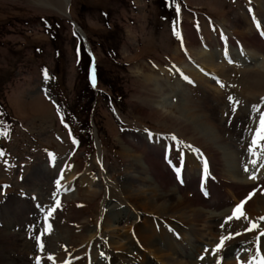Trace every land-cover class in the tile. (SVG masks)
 <instances>
[{
    "label": "rangeland",
    "instance_id": "rangeland-1",
    "mask_svg": "<svg viewBox=\"0 0 264 264\" xmlns=\"http://www.w3.org/2000/svg\"><path fill=\"white\" fill-rule=\"evenodd\" d=\"M65 1L68 5V0H0V264H32L34 257H46L49 252L56 253L53 258L58 261L74 259L65 264H88L92 259L95 264H109V260L111 264H162L146 247L145 235L138 233L139 229L152 236L154 245L169 255L173 253L175 258L179 254L184 260L197 261L208 248L211 250L208 256H213L215 242L221 237L220 225L212 232L217 238L207 233L203 239H197L191 223L171 221L174 226L184 224L181 238L185 241L176 250L177 255L168 250L172 247L168 244L175 247L180 240L175 237L160 240L157 235L164 231V226L159 233L154 232L163 220L171 218L152 214L151 205L144 200H156L162 194L156 181L162 182L166 192L178 186L174 171L164 160L170 143L173 145L170 153L175 155L171 157L172 163L178 162L184 168L182 192L210 214L214 212L210 208L213 204L218 207L213 214L231 207L234 210L233 204L255 192L257 195L248 201V206L259 198L260 209L258 206L252 209L250 220L234 219L225 232L234 234L244 222L249 228L251 221L257 228L247 234L262 232L264 181L253 185L232 183L227 188L230 181H222L220 171L224 157L238 161L241 169L252 160L249 151L252 144L246 147V143L253 135L251 130L258 125L256 118L264 111V39L253 34V27L254 21L260 19L264 31V0H70L69 17L65 15ZM246 16L256 18L247 20ZM216 21L226 22V29L238 28L248 33L252 48L241 50L248 53L247 61L240 55V49L230 47L231 60L222 63L217 60L211 72L207 71L205 85L209 93L205 95L211 108L204 109L201 105L200 110L203 107L204 116L211 120L218 137L217 152L207 153L180 146L171 139L169 125L152 116L146 102L142 103L147 95L141 82L143 77L159 76L165 69L170 74L171 86L184 84L177 72L180 65L174 58V53L184 52L183 34L191 40L203 37L210 45L208 48L218 55L227 45L218 47L216 36H211L212 28L209 33L201 31L199 35L200 29L206 30V25ZM71 22L80 28L84 40ZM93 66L95 87L90 78ZM221 67L223 76L215 75L214 71ZM197 82V86H184L181 90L188 102L199 104L204 92ZM171 95L160 93L166 101L181 94ZM229 97L233 99L230 101ZM220 127L224 128L222 132ZM156 133L159 135L154 145L149 142V134ZM179 146L186 156L181 160L177 155ZM133 147L144 150L153 165L156 181L146 173L140 152L134 153ZM254 151L262 153L259 160L264 161V150L256 147ZM197 152L206 157L203 159L210 170L212 167L215 170V175L211 170L205 182L208 197L197 191L196 176L188 178V167L195 168L196 162L188 160L187 166L188 162L184 163L188 153L198 160ZM97 158V165H93ZM138 165L142 166L141 171L136 170ZM199 170L193 173L198 175ZM132 178H137L133 186ZM78 189L82 193L80 202L76 198ZM86 190L96 195H85ZM135 190L141 193L136 199L128 198L125 191L133 194ZM112 192L114 196L108 197ZM117 214L128 221L126 218L119 223L110 221L119 230L118 237H114V229L106 225V220H113ZM31 215H35L32 221ZM147 215L161 218L149 225L152 220ZM142 224L145 226L141 227ZM240 235L235 238V247L226 246L228 250L221 258L224 263L231 264L245 254L249 236L245 232ZM41 241L45 246L42 253L38 244ZM190 246L199 247L195 258ZM48 258L43 264H53Z\"/></svg>",
    "mask_w": 264,
    "mask_h": 264
},
{
    "label": "bare ground",
    "instance_id": "bare-ground-1",
    "mask_svg": "<svg viewBox=\"0 0 264 264\" xmlns=\"http://www.w3.org/2000/svg\"><path fill=\"white\" fill-rule=\"evenodd\" d=\"M65 5H67V1H65ZM69 9V0H68V5L66 7V11H65V15L67 14V10ZM254 13V12H253ZM67 16V15H66ZM250 16H251V13H250ZM253 16V15H252ZM247 20L248 19V16H246ZM260 21V19H259ZM253 22V21H252ZM225 23L224 21L222 22H215L212 26H207L206 25V30L204 29H200L199 30V35L201 36V31H205V32H210L209 30L211 29L212 30V34L211 36L214 37L216 36V40H217V45L218 47L221 48L222 45L224 44H228L229 47L225 48V50L222 52H219V54L217 55V53L214 55L213 54V49L211 48H208V41H205V39L202 37V38H198L196 40H191L189 38H186L183 34V43H184V54H180L179 52V55L178 53H174V58H175V61L178 63L179 68H178V73L182 76V83L184 84H178L176 85L175 84V87L173 86L174 84H172V86L170 85V74L168 71H166L165 69H162L160 71V75H150V76H145L143 77V81L141 82L143 88L145 89L146 91V95H147V98L144 96L143 98V102H146L144 103L149 109H151V114L152 116L156 117V118H160L162 120L163 123L169 125V130L168 132H170V136L172 137L173 135H175L178 139V144L181 145H186L188 147V145H191L193 149H196V148H199V149H203L205 150L207 153H214V152H217V141H218V137L216 136V134L214 133L212 127H211V120L207 119L205 116H204V113H203V107H202V111L200 110L201 108V105L205 106L204 109H208V108H211L209 105V102L207 101L206 99V96L207 94L205 95V93H209L208 89H207V86L205 84H207V78H208V72H211L210 69L214 68L216 65H215V61L217 62V60H219L221 63L222 62H225V61H228V60H231V54H230V50L231 48H234V47H237L238 49H240V52L241 50L243 52H245L246 49H251L252 47L249 46V35L248 33L244 32L243 30H239L238 28H232L231 29H226L225 27ZM251 25V24H250ZM257 25H259V27H257ZM254 27L256 29H258L260 31V29L262 30L261 28V25L259 22L255 23L254 24ZM215 31V32H214ZM258 31V32H259ZM264 32V31H263ZM215 34V35H214ZM206 35V34H205ZM188 36V35H187ZM208 39V37H206ZM210 40V39H209ZM211 44V43H210ZM199 45V46H198ZM225 46V45H224ZM223 47V46H222ZM231 47V48H230ZM240 47V48H239ZM230 48V50H228ZM223 49V48H222ZM236 49V48H235ZM216 52V51H215ZM247 52V51H246ZM239 53V52H238ZM230 54V55H229ZM244 55L245 56V59L248 61L247 57L248 53H242L240 55ZM230 56V58H229ZM242 58V57H241ZM234 60V59H233ZM237 60V59H236ZM251 60V59H250ZM186 61H189L187 64H186ZM250 62V61H249ZM242 63V62H241ZM247 63V62H246ZM242 65V64H241ZM239 66V65H237ZM245 66V65H244ZM226 67V66H225ZM233 67V66H232ZM226 69V68H225ZM229 70V69H228ZM223 72H224V68L221 67V69L219 68L218 71H214V74L215 75H218V76H223ZM228 72V71H227ZM240 72V71H239ZM241 73V72H240ZM242 75V74H241ZM160 76H164L165 78L164 79H159ZM211 77V75H210ZM214 77V76H213ZM215 79V77H214ZM213 79V80H214ZM221 80V79H220ZM179 81V80H177ZM199 81V84L202 88V91L201 92H204V95L200 96V103L198 104V102L195 103V101H191V102H188V98L186 97L185 94H183V90H181L184 86H197L198 85V82ZM216 82V80H214ZM222 81V80H221ZM218 83V82H216ZM172 87H174L172 89ZM214 87V86H213ZM170 89V90H169ZM204 90V91H203ZM160 93H167V95H171V93H180L181 95L177 98L172 99H169V101L165 100V99H162L160 97ZM173 95V94H172ZM171 95V96H172ZM191 95V94H190ZM163 96V95H162ZM165 96V95H164ZM170 97V96H169ZM167 98V97H166ZM191 99V97H190ZM189 103V104H187ZM262 104V103H261ZM263 105V104H262ZM212 106V105H211ZM261 106V105H260ZM259 106V107H260ZM261 108V107H260ZM214 107L212 108L213 112H214ZM262 110V108H261ZM264 110V108H263ZM217 111V110H216ZM261 112V111H260ZM229 113V112H228ZM237 114V113H236ZM177 115V116H175ZM258 118H256L257 120ZM160 120V122H161ZM258 121V120H257ZM258 124V123H256ZM226 127V126H225ZM256 127V125H255ZM221 129V132L224 130V128L220 127ZM255 130V128H253ZM254 130H251L253 131V135H254ZM146 133V132H145ZM158 133L154 135L152 134H149V142L151 144H154L153 142H156L157 139H158ZM251 135V138L252 136ZM250 137V136H249ZM157 138V139H156ZM165 138V137H164ZM169 138V137H168ZM250 138V139H251ZM243 139V138H242ZM245 139V138H244ZM243 139V140H244ZM136 141V140H135ZM139 142V141H138ZM183 142V143H181ZM241 142V141H239ZM131 143V142H130ZM136 143V142H135ZM162 144V143H161ZM165 144V143H164ZM177 144V145H178ZM246 147H249L248 144H250V142L248 141L246 143ZM155 145V144H154ZM157 145V144H156ZM169 145H172V144H169ZM176 145V144H175ZM150 146V145H149ZM158 146V145H157ZM179 146V147H180ZM241 146H242V142H241ZM251 146V145H250ZM245 148V142H244V146ZM160 148V147H159ZM190 148V147H189ZM237 148V147H236ZM133 149V152L134 153H137V152H140V155H141V158H140V162L145 166V171L146 173L149 174V176L153 177L156 181V178L154 176L155 172H154V168H153V165L149 162V160L147 159V155L143 152L144 150L142 149L141 151L137 150L135 147L132 148ZM248 149V148H247ZM246 149V151H247ZM256 149V148H255ZM161 150V149H160ZM167 152H169V149L167 148L166 149ZM241 150H242V147H241ZM181 147L179 149V151H177V155H178V158L180 157H186L182 154L181 152ZM245 151V150H244ZM199 152V151H198ZM197 152V155L198 156V160H200V162L195 158V156L193 155H190L189 153L186 154L187 155V159L184 160L186 162H188V160L190 162H193L195 161L196 162V167H190L189 165V175H188V178H190L192 180V178L196 176L197 178V175H195L193 173V170L195 169H200L201 170V175L203 177L207 176L208 175V170H209V165L207 164V166L205 167V160L203 158H206V157H203L201 158V154L199 155V153ZM203 152V151H202ZM201 152V153H202ZM258 152H260L258 150ZM186 153V152H184ZM250 154V152H248ZM204 154V153H202ZM248 154V155H249ZM262 154V153H261ZM261 154H258L256 152L255 155H253L252 153V160L244 166L248 168V173L246 174V172L244 171V169H241L242 167H240V163L238 161H235V160H231L227 157H224V160H222V163H224V166H222V170L220 171V176L222 178V181H224L223 179H226V180H229L230 182L228 183V187L227 188H230L231 184H236V185H253L255 183H260L262 181H264V167H262V165H264V161L261 159L259 160V155L261 156ZM174 155V154H173ZM264 155V154H263ZM262 155V157H263ZM175 156V155H174ZM202 156H205V155H202ZM240 159V158H239ZM180 160V159H179ZM250 160V159H249ZM256 161V164L254 165L252 163V161ZM98 161V158L94 160L93 165H97L96 162ZM182 162V161H181ZM207 162V160H206ZM241 162V160H240ZM91 163V164H92ZM239 163V164H238ZM244 163V162H243ZM166 164V163H165ZM188 163H186V166H187ZM179 166V164H178ZM213 166V165H212ZM211 166V167H212ZM138 167V168H137ZM142 170V166L141 165H138L136 166V170ZM212 173L214 174L215 170L213 169L212 167ZM80 171V170H79ZM210 171V170H209ZM74 173V172H73ZM63 174V173H62ZM77 174V173H76ZM59 175V174H58ZM215 175V174H214ZM69 176V175H68ZM210 176V175H209ZM251 176H255V179H250ZM55 177V176H54ZM75 177V176H74ZM214 177V176H213ZM57 178V177H56ZM66 178V177H65ZM68 178V177H67ZM77 178V177H76ZM220 178V179H221ZM75 179V178H74ZM78 179V178H77ZM136 179L137 178H132L130 180V185H135L136 184ZM67 180V179H66ZM188 180V179H187ZM76 181V180H75ZM139 181V180H138ZM43 183H45L43 181ZM66 183V182H65ZM64 183V184H65ZM74 183V181H73ZM157 184V189H160L162 194H160L159 198L156 197V200L152 199H145V203H148V205H151L150 207V210H151V213L154 214V215H166L167 217L171 218V219H168L167 217V220H163L161 223L162 225L161 226H157V229L154 231V232H157L159 233L161 230H162V227L164 226L165 229H163L164 231L163 232H160L161 234L157 235V237L160 239V240H163V239H168V238H172V237H175L178 238L180 240L177 241V246H173V243H169L168 245H172L168 247V250L169 251H172L174 252V255L176 253H178L176 250L178 249V247H181L183 246L184 244V241L185 239L184 238H181V233L183 232V225L180 223V226H174L171 224V221H176V219H179L180 221H183V223L185 224H189L191 223L190 225L193 226L194 230L195 231H192L194 232V237H197V239H203L207 233H211V235L213 236L214 234H212L213 231H216L215 230V227L216 226H221L222 224L224 225L223 227H221L219 230L220 232L218 233V235L221 234V236H224V235H229L228 233L229 232H225L226 229H228L227 227L230 225H228L231 221H229L228 223H225L223 222V220H227V219H224V218H228L229 216L232 215L233 211H232V207L229 208V209H225L226 211H221L219 212V214H213L215 211V206H212L214 208V212L212 214L208 213V212H204V210L201 209V207H198L197 206V203L193 202L191 199H190V196L184 192H182V190H180L181 188H179V186H175V188L170 191V192H166L165 190L162 189V182H158L156 181L155 182ZM221 183V182H220ZM60 184V183H59ZM72 184V183H71ZM78 184V183H77ZM225 184V182L223 183V185ZM74 185V184H73ZM76 185V184H75ZM80 185V184H79ZM218 185V184H217ZM46 186V185H45ZM69 186V185H68ZM72 186V185H71ZM67 187V185H66ZM49 188V187H48ZM75 188V187H74ZM73 188V189H74ZM82 188V187H81ZM51 189V188H50ZM57 189V188H56ZM72 189V190H73ZM127 189V188H126ZM52 190H53V187H52ZM85 190V188L83 189ZM93 191V190H92ZM258 191H260L258 189ZM72 192V191H70ZM86 194L85 195H89V196H95V192H89L86 190ZM110 190L107 192L109 193ZM58 193V192H57ZM67 193V192H66ZM64 193V194H66ZM75 193V192H74ZM85 193V191H84ZM120 193V192H119ZM127 193V196L128 198H134L136 199V195L141 193L140 190H135V192L133 194L129 193V192H126ZM63 194V195H64ZM77 194H79V197L78 195L76 196L77 198V202H80L81 199H80V194L82 195V193H80V190L78 189L77 190ZM122 194V192H121ZM175 194L179 195V196H175ZM73 195V194H71ZM257 195V194H256ZM254 195L253 198L256 196ZM66 196V195H65ZM108 197H113L114 196V193L112 192L111 193V196L109 194H107ZM243 196H241L242 198ZM58 198V197H57ZM64 198V197H63ZM115 198V197H114ZM246 197L244 196L243 199H245ZM31 199V198H30ZM108 199V198H107ZM263 199V198H262ZM58 200V199H57ZM237 199H235L234 201H236ZM239 200V199H238ZM33 201V200H32ZM240 201V200H239ZM237 201V202H239ZM250 201V200H249ZM252 201V200H251ZM57 202V201H56ZM106 202V201H105ZM108 202V201H107ZM241 202V201H240ZM103 203V201H102ZM122 203V202H121ZM53 204V203H52ZM56 204V203H55ZM106 204V203H105ZM158 204V205H157ZM240 204V203H238ZM249 202L246 203L247 206L244 205V214L246 217L249 218L250 220V217L254 214V208L256 206H258V208L260 209V204H259V198H255L254 201L252 202V204L250 206H248ZM235 207V204L233 205ZM107 207V206H106ZM105 207V208H106ZM109 207V205H108ZM124 207V206H123ZM101 208V206L99 207ZM218 208V207H217ZM112 209V208H110ZM117 209V208H116ZM126 209V208H125ZM235 209V208H234ZM253 209V210H252ZM229 210V211H228ZM31 211V210H30ZM35 211V210H34ZM33 211V213H34ZM144 211V210H143ZM246 211V212H245ZM26 212V211H24ZM54 213V212H53ZM132 213V212H131ZM141 213V212H139ZM26 214V213H25ZM80 214V213H79ZM128 215V213H126ZM125 214V215H126ZM210 214V215H208ZM14 215V214H12ZM78 215V214H77ZM118 216H116V218H114L113 220H109L107 219L106 220V225L108 227H110L111 229H114L112 230L113 232V236L114 237H118L117 236V233H118V229H116L115 227L113 228V225L110 224L111 222L110 221H113V222H116V223H119L121 222L124 218H126L125 216H122L121 214H117ZM140 215V214H139ZM152 215L151 216H148L147 217L152 220V223L149 224V225H152L154 224L158 219L154 218ZM76 216V215H75ZM138 216V215H137ZM37 217V216H36ZM80 217V216H79ZM223 219H222V218ZM257 217V216H256ZM255 217V218H256ZM262 217V216H261ZM264 217V215H263ZM39 218V217H38ZM46 218V217H45ZM147 218V219H148ZM173 218V219H172ZM220 218L222 220H220ZM244 218V217H243ZM259 218V217H258ZM100 219V218H99ZM138 219V218H137ZM252 219V218H251ZM261 219V218H260ZM2 220V219H1ZM126 220L128 221V219L126 218ZM219 220V221H218ZM244 220V219H243ZM246 220V219H245ZM24 221V220H23ZM37 221V220H36ZM101 221V220H100ZM234 221V219L232 220ZM247 221V220H246ZM38 222V221H37ZM36 222V223H37ZM147 222V221H146ZM35 223V222H34ZM35 223V224H36ZM54 223V222H53ZM99 223V222H98ZM248 223V222H247ZM251 223H255V222H252ZM34 224V225H35ZM234 224V223H233ZM228 225V226H227ZM235 225V224H234ZM42 226V225H41ZM49 226V225H48ZM132 226V224H131ZM141 227L142 226H145V224H142L140 225ZM138 226V227H140ZM236 226V225H235ZM249 226H250V223H249ZM27 229H29V225L26 226ZM130 227V226H129ZM136 227V225L134 226V228ZM168 227V228H166ZM98 228H99V224H98ZM102 230H103V227L101 226L100 227ZM126 228V227H125ZM132 228V227H131ZM132 228V229H134ZM137 228V227H136ZM180 228V229H179ZM185 228V227H184ZM218 228V227H217ZM216 228V229H217ZM234 228V226H233ZM41 229V228H40ZM182 229V230H181ZM246 228L245 227V222L243 223V225H239L238 228L236 229V232H239L241 235L240 236H243L244 232H245V235L249 236L247 238L248 240V244H246V251H245V255L242 256V257H238V259H241V258H246L244 259L243 261L239 260L240 264H259L261 262L262 259H264V242H262V240L264 239V237H261L260 236V233L261 231H256V232H252L250 234H247V231H246ZM43 230V229H42ZM46 230V229H45ZM188 230V229H187ZM232 230V229H231ZM23 231V230H22ZM28 232V231H27ZM33 232V231H32ZM40 232V231H39ZM129 232V231H128ZM133 232V230H132ZM131 232V233H132ZM154 232H151L152 234H154ZM224 232V233H222ZM264 232V230L262 231ZM26 233V232H25ZM130 233V232H129ZM128 233V234H129ZM138 233L140 234H143L145 235L144 237V240L146 241V247L147 248H150L152 250V254L153 256H155L158 261L160 263H166V264H219L221 257L223 255H225V251L228 250V247H226L227 245L231 246L230 244H233L232 246H236L237 244L234 243L235 241V238H239V236H236L235 233H231L233 235V239L229 240V241H226L225 242V247L218 253H216L215 257H211L208 256L209 254H211V250L208 248L207 251H205L203 254V257L204 259H199L198 262L197 261H188L187 259H183V258H180L179 254H178V257L175 258V256H173V253L171 255H169L168 253L162 251L159 247H157L156 245H154V242L155 240H152V236L148 235L145 231L139 229L138 230ZM32 234V233H31ZM44 234V233H43ZM34 235V234H33ZM32 235V236H33ZM130 235V234H129ZM30 236V237H32ZM25 237V236H24ZM132 237V236H131ZM214 237L217 238V235H214ZM257 237H261V239L259 238V241L261 242V244L259 245L257 242ZM33 238V237H32ZM50 238V237H49ZM135 238V237H133ZM220 238H217L218 241L215 242V246L219 243L220 241ZM31 239V238H30ZM35 239V238H34ZM48 239V238H46ZM174 239V240H175ZM36 240V239H35ZM253 240V241H252ZM37 241V240H36ZM35 241V242H36ZM46 241V240H45ZM44 241V242H45ZM105 241V240H104ZM103 241V242H104ZM251 241V242H250ZM40 242V241H39ZM243 242V241H241ZM240 242V243H241ZM42 243V241H41ZM47 243V242H46ZM40 244V243H38ZM236 244V245H235ZM30 245V244H29ZM34 245V244H33ZM213 246V244H210ZM45 247V246H44ZM238 247V246H237ZM236 247V249H238ZM39 248V246H38ZM47 248V246H46ZM241 248V247H240ZM239 248V249H240ZM245 247H243L244 249ZM44 249V248H43ZM199 247H192L190 246V250L192 252H194V258H195V254L196 252H198L199 250ZM205 249V248H204ZM203 249V250H204ZM212 249V248H211ZM206 250V249H205ZM46 251V250H44ZM200 251H202L200 249ZM214 251V249H213ZM212 251V252H213ZM243 251V250H242ZM253 251V253H252ZM34 252V251H33ZM39 252V251H38ZM43 251H41L42 253ZM46 253V252H44ZM201 253V252H200ZM238 253V252H237ZM235 253V254H237ZM244 253V252H242ZM58 254V253H57ZM248 254H250L248 256ZM44 255V254H43ZM53 255H56V253H50L48 255L45 256H41L39 259V264H43V262H45V260H47V258L52 261L53 264H65L66 262H72L74 259L73 258H68V259H65V260H61V261H58L57 259H54L53 258ZM104 255V254H103ZM177 255V254H176ZM89 256V255H88ZM234 256V255H233ZM86 257V256H85ZM198 257V256H197ZM237 257V256H236ZM37 258L35 257L34 258V261L37 262ZM81 258V257H80ZM100 258V257H98ZM118 257H116L117 259ZM188 258V257H186ZM183 259V260H182ZM209 260V261H208ZM114 261V260H113ZM225 261V260H224ZM93 261H90V263L92 264ZM96 262V260L94 261ZM93 262V263H94ZM104 262V261H103ZM101 263V262H100ZM107 263V262H106ZM109 264H111V260H109L108 262ZM229 263V262H227ZM75 264H78L77 262H75ZM95 264V263H94ZM147 264V263H146ZM220 264H225L223 261L222 263ZM231 264H236V262L234 261L233 263Z\"/></svg>",
    "mask_w": 264,
    "mask_h": 264
},
{
    "label": "snow or ice",
    "instance_id": "snow-or-ice-1",
    "mask_svg": "<svg viewBox=\"0 0 264 264\" xmlns=\"http://www.w3.org/2000/svg\"><path fill=\"white\" fill-rule=\"evenodd\" d=\"M176 12L177 14H179L180 12V7L179 5L176 6ZM257 27H259V25H257ZM176 35H179V33L177 32ZM45 76H47V73H45ZM91 82H92V86L95 87L96 85V70H95V67L93 66L92 70H91ZM221 87H223V85H221ZM233 98L232 97H229V100L231 101ZM238 103V102H237ZM232 111L235 112L236 109L233 107L232 108ZM259 111V110H258ZM226 115H228V113H226ZM171 139L173 141H176L178 138L173 135L171 137ZM261 142H264V111H261L259 116H258V125L256 127V129L254 130V135H253V138H252V141H251V144H252V147L249 149V151H251L253 153V155H255V148L256 147H261L262 150H264V144H262ZM183 143V142H181ZM188 147H192L191 145H188ZM196 151H199L198 149ZM252 163L255 165L256 164V161H252ZM207 166V162L205 161V167ZM262 167H264V165H262ZM244 171L247 172L248 171V168L245 167L244 168ZM176 173H177V178L179 179V176H180V172H179V169L177 168L176 169ZM250 179H255V176H251ZM255 195V192H250L248 194V197L247 199L245 200H242L240 202V204H238L235 209L233 210V213L231 216H229L227 218V220L225 221V223H228L229 221H232L233 219L235 220H240L241 217H244L245 219H247V217L245 216L244 214V205L252 199V197ZM59 204V202L57 201V205ZM55 209H52L51 211H54ZM51 211L48 213V215H51ZM47 219V217H46ZM262 220H264V218H261ZM224 225L222 224L221 227H223ZM257 228V225L255 223H250V226L248 229H246V231H252L254 229ZM236 236H239L240 233L237 232L235 233ZM260 236H264V232H261L260 233ZM37 239L39 240V237H37ZM233 239V235L232 234H229V235H224V236H221L220 238V241L219 243L216 245V248L214 249L213 251V255H215L216 253L220 252L224 247H225V242L226 241H229ZM257 241H259V237H257ZM40 249L41 251H43V248H44V245L43 243H40ZM207 251V250H206ZM200 259H204L203 256L200 257ZM37 264H39V259L37 258ZM260 264H264V259L261 260Z\"/></svg>",
    "mask_w": 264,
    "mask_h": 264
},
{
    "label": "water",
    "instance_id": "water-1",
    "mask_svg": "<svg viewBox=\"0 0 264 264\" xmlns=\"http://www.w3.org/2000/svg\"><path fill=\"white\" fill-rule=\"evenodd\" d=\"M75 28H76V30L79 32V29H78V27H76V26H75ZM86 46H87V44H86Z\"/></svg>",
    "mask_w": 264,
    "mask_h": 264
}]
</instances>
